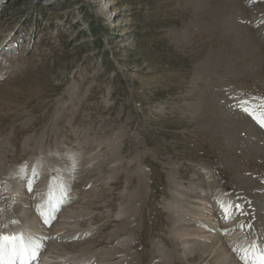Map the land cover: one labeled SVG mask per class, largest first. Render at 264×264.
<instances>
[{
  "label": "rangeland",
  "instance_id": "rangeland-1",
  "mask_svg": "<svg viewBox=\"0 0 264 264\" xmlns=\"http://www.w3.org/2000/svg\"><path fill=\"white\" fill-rule=\"evenodd\" d=\"M262 13L264 0H0V234L43 227L50 254L67 238L80 264H195L214 241L176 235L202 224L199 195L232 207L216 216L226 231L264 237Z\"/></svg>",
  "mask_w": 264,
  "mask_h": 264
},
{
  "label": "bare ground",
  "instance_id": "bare-ground-1",
  "mask_svg": "<svg viewBox=\"0 0 264 264\" xmlns=\"http://www.w3.org/2000/svg\"><path fill=\"white\" fill-rule=\"evenodd\" d=\"M262 15H264V13H262ZM262 32L264 33V28H262ZM258 124L260 127L264 128V125H262L261 123H258ZM255 131H259V130H255ZM250 181H252V180L247 179V178L242 180V183H241L242 184V187H241L242 191H238L237 193H235L236 200L233 203V205L237 204V207H240L243 205H248L247 203L245 204L246 199L244 198V196H242L243 193H241V192L245 191L246 186ZM195 197H196V199L189 200V202H192L194 205H196L197 211L196 210L193 211L192 214H194V215L190 216V217L191 218L193 217V219H192L193 222H195V223L196 222H199V223L202 222V224H198L197 227L194 228V230L192 229V231L191 230L189 231L188 229H184L185 232L180 231L181 233H179L178 236L176 235V237H179L181 240H183L182 244L185 242L184 239L189 240V241L199 240V242L196 244L198 247H201L199 245V243L201 241H204V240L208 241V242H210L212 240L214 241L213 244H211L210 250H207L208 248L207 249L201 248L202 251H200V253H199L200 255H198V256H197V254H194L195 252L194 253L192 252V254L189 253L190 257H194V258L200 257L202 259V262L195 263V264H202L204 261H207L205 264H252V250L254 248L256 253L264 251V237L263 236L260 237L261 239H258L257 237H255V238L248 237L247 238V237H245V235H247V233L242 234L241 232L226 231V227L221 225L222 222L216 218L217 215H224L227 217V219H229L231 214H232V211H231L232 207H230V205L227 204L226 201H222V200H224V199H222L223 197L217 198V200H216L217 205L219 204V207L221 210L219 214L216 213L218 210L216 211L214 208H212L210 210V207L212 205L210 204L211 201L209 200V198H204V197L199 196V195H195ZM262 200H264V198ZM24 201H26V199ZM263 203H264V201H255L252 204L250 203L251 207H253V209H254V210L251 209V212L256 214L258 212V210L260 209V207H262ZM21 219H23V218H21ZM18 220H19V218H18ZM229 224H231V223H229ZM216 225H218V226H216ZM15 227H17V229L14 232H12V234H18V235L22 234L26 237L31 236L40 245L39 249L37 250L36 258L35 259H28V261H30L31 264H80L79 259H81L82 256L79 255V256L74 257V255H75L74 246H75L76 242H74V241L72 242L66 238V241L63 244H64L65 248L68 249L69 251L63 250L64 251L63 253L55 251L56 252L55 254L54 253L50 254V250L48 251L50 242L48 241L49 239L46 236L48 234V232H47V234H44V232H43L44 228L43 227H41V228H37L35 226L29 227V225H28V227L26 226L27 228H25V229H22L21 227H19L17 225H15ZM205 227H206V229H204ZM42 228H43V230H42ZM214 228H216V230L218 229L217 231H219L220 228L222 229L221 232L220 231L218 232L219 233L218 236L213 235V232H211V231H214V233L216 232L215 230H213ZM58 236H59V234H58ZM247 241H250V243H248ZM53 243H54V241H53ZM117 243H122L120 238L117 239ZM59 244H60V242L58 243V247H59ZM60 245H62V243ZM206 246H207V244H206ZM185 247H188V246H185ZM202 247H204V246H202ZM157 250H159V247ZM51 251H53V250H51ZM115 253H116V251H115ZM223 255H225V256H223ZM210 260H212V261H210ZM120 261H121V259H120ZM192 261H193V259H192ZM208 261H210V262L208 263ZM27 263H29V262H26V264Z\"/></svg>",
  "mask_w": 264,
  "mask_h": 264
},
{
  "label": "snow or ice",
  "instance_id": "snow-or-ice-1",
  "mask_svg": "<svg viewBox=\"0 0 264 264\" xmlns=\"http://www.w3.org/2000/svg\"><path fill=\"white\" fill-rule=\"evenodd\" d=\"M260 123L264 125V120H260ZM29 190L31 191V187ZM52 196L53 193L50 190L49 198L51 199ZM39 247L40 245L32 237L22 234H0V264H15L17 259L20 260V264H26L28 259L36 258ZM252 264H264V251L256 253L253 248Z\"/></svg>",
  "mask_w": 264,
  "mask_h": 264
}]
</instances>
